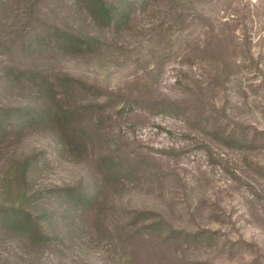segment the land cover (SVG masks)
Returning <instances> with one entry per match:
<instances>
[{"label":"rangeland","instance_id":"rangeland-1","mask_svg":"<svg viewBox=\"0 0 264 264\" xmlns=\"http://www.w3.org/2000/svg\"><path fill=\"white\" fill-rule=\"evenodd\" d=\"M129 3L126 24L100 28L76 0H0V110L43 102L11 68L80 80L71 105L107 103L83 111L78 149L11 115L0 206L25 189L48 240L0 226V264H264V0ZM54 28L97 47L57 50ZM65 187L95 204L74 207ZM138 211L159 214L162 233L134 226Z\"/></svg>","mask_w":264,"mask_h":264},{"label":"trees","instance_id":"trees-1","mask_svg":"<svg viewBox=\"0 0 264 264\" xmlns=\"http://www.w3.org/2000/svg\"><path fill=\"white\" fill-rule=\"evenodd\" d=\"M83 6L89 19L100 28H109L112 26L119 27L126 24L129 18L127 8L131 7L129 0H76ZM54 40L57 50H62L68 54L77 55L81 53L91 52L97 47V41L90 36H80L68 31L54 28L53 33L45 40L50 43ZM10 73L14 75L16 81H21L27 86H33L39 90L40 100L43 101L40 105H32L25 107H15L5 110H0V138H4L6 131H12L15 128L14 123H9V120L14 116H19L17 129L22 125L44 126L52 131H58L64 138L67 147L80 148L84 147L81 143L85 136L81 118L83 111L89 106L91 109H99L103 111L106 102L88 103L86 105H71L68 101L76 96V91L86 87L80 80L70 78L66 75L51 76L48 73L39 69H19L11 68ZM21 117V119H20ZM64 131H70L65 134ZM83 131V132H82ZM80 140V141H78ZM105 159V169L108 178H112L116 171L117 162L111 158ZM31 158H27L19 166L20 185L24 184V175L27 171ZM71 202L74 207H92L95 204L96 197L84 190H78L74 187H65L59 189V192ZM27 191L24 189L20 194V204L15 208H4L0 206V226L7 227L14 233L22 234L35 244H46L47 236L43 234L42 228L39 225V219L32 216L31 212L24 208L27 203ZM132 224L141 226L140 230L145 232L162 233L160 225L166 223L162 220L159 214L151 211L133 212ZM143 229V230H142ZM140 233V231H139ZM171 236L174 237L177 232L171 230ZM192 237H197L198 233L187 234Z\"/></svg>","mask_w":264,"mask_h":264}]
</instances>
